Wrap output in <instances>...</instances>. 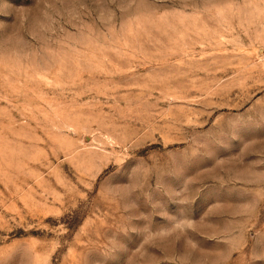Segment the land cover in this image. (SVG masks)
<instances>
[{
    "label": "rangeland",
    "instance_id": "rangeland-1",
    "mask_svg": "<svg viewBox=\"0 0 264 264\" xmlns=\"http://www.w3.org/2000/svg\"><path fill=\"white\" fill-rule=\"evenodd\" d=\"M0 264H264V0H0Z\"/></svg>",
    "mask_w": 264,
    "mask_h": 264
}]
</instances>
